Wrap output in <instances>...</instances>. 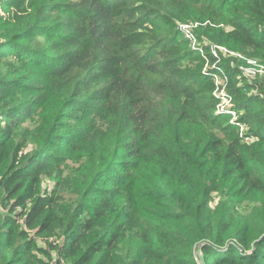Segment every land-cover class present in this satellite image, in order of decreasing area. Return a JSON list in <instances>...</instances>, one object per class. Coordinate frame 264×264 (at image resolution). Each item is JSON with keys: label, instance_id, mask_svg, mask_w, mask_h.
<instances>
[{"label": "trees", "instance_id": "1", "mask_svg": "<svg viewBox=\"0 0 264 264\" xmlns=\"http://www.w3.org/2000/svg\"><path fill=\"white\" fill-rule=\"evenodd\" d=\"M0 264H264V0H0Z\"/></svg>", "mask_w": 264, "mask_h": 264}, {"label": "rangeland", "instance_id": "2", "mask_svg": "<svg viewBox=\"0 0 264 264\" xmlns=\"http://www.w3.org/2000/svg\"><path fill=\"white\" fill-rule=\"evenodd\" d=\"M179 28L183 30L182 33L184 34V37L189 41V44L192 45L193 48L196 47L197 49V46L199 45V43L197 42V39H196L198 37L196 33V26L193 27L192 25L189 24V22H187V23H179ZM258 68H259V65L257 62L250 61L248 62V68L246 71L249 75H254V73L257 72ZM261 70L263 69L261 68ZM203 72H206V68H203ZM226 106H227L226 104H220L218 107L221 108V107H226ZM236 116L239 117L238 113L232 114V117L230 118V120H232Z\"/></svg>", "mask_w": 264, "mask_h": 264}, {"label": "built area", "instance_id": "3", "mask_svg": "<svg viewBox=\"0 0 264 264\" xmlns=\"http://www.w3.org/2000/svg\"><path fill=\"white\" fill-rule=\"evenodd\" d=\"M194 48H196V47H194ZM216 78H218V77L216 76ZM218 93L222 94V95L224 94L223 91H218ZM223 102L224 103H221V104H226L227 106L221 107V108L218 107V110H217L218 113H224V114L230 113L231 115L236 114V111H232L231 106L228 104L227 100H224ZM231 121L236 122V124L240 125L241 136H243L246 141L252 140L253 136L251 134H249L248 132H246L248 126L245 122H242L240 119L238 120L237 116L234 117Z\"/></svg>", "mask_w": 264, "mask_h": 264}]
</instances>
